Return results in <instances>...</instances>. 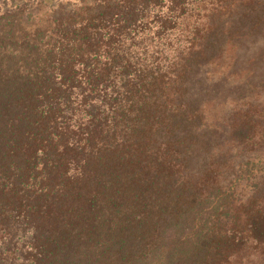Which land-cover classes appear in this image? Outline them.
Instances as JSON below:
<instances>
[{"label":"trees","instance_id":"16d2710c","mask_svg":"<svg viewBox=\"0 0 264 264\" xmlns=\"http://www.w3.org/2000/svg\"><path fill=\"white\" fill-rule=\"evenodd\" d=\"M262 76L264 0H0V264H264Z\"/></svg>","mask_w":264,"mask_h":264},{"label":"rangeland","instance_id":"374dc122","mask_svg":"<svg viewBox=\"0 0 264 264\" xmlns=\"http://www.w3.org/2000/svg\"><path fill=\"white\" fill-rule=\"evenodd\" d=\"M255 78H257V77H255ZM259 79L258 80H260V79H264V77L262 76V77H258Z\"/></svg>","mask_w":264,"mask_h":264}]
</instances>
